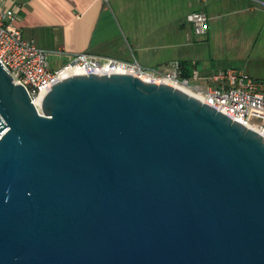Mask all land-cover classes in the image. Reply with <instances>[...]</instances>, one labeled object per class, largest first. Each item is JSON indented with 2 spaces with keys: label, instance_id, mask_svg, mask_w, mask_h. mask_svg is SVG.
<instances>
[{
  "label": "water",
  "instance_id": "1",
  "mask_svg": "<svg viewBox=\"0 0 264 264\" xmlns=\"http://www.w3.org/2000/svg\"><path fill=\"white\" fill-rule=\"evenodd\" d=\"M37 110L0 61V264H264V138L180 87L67 71Z\"/></svg>",
  "mask_w": 264,
  "mask_h": 264
},
{
  "label": "built area",
  "instance_id": "2",
  "mask_svg": "<svg viewBox=\"0 0 264 264\" xmlns=\"http://www.w3.org/2000/svg\"><path fill=\"white\" fill-rule=\"evenodd\" d=\"M15 14L14 9L0 6V61L14 81L26 88L38 111L41 95L55 80L62 79V73L79 70L109 74V70L116 69L145 80L183 87L233 120L256 130L264 138V87L259 80L238 67L227 66L208 73L194 68L189 75H184L180 64L166 70L146 67L136 59L126 61L111 56L89 55L85 51L73 52L64 63L52 67L47 59V50L24 37L20 28L13 24ZM186 19L196 33L206 31L208 16L204 10L189 11Z\"/></svg>",
  "mask_w": 264,
  "mask_h": 264
},
{
  "label": "crops",
  "instance_id": "3",
  "mask_svg": "<svg viewBox=\"0 0 264 264\" xmlns=\"http://www.w3.org/2000/svg\"><path fill=\"white\" fill-rule=\"evenodd\" d=\"M158 1L0 0V6L16 11L13 24L24 37L45 48L49 65L56 67L77 51L126 61L134 57L147 60L161 41L157 25L155 29L153 25L158 21ZM254 1L264 5V0ZM171 19L174 21V16ZM162 42L170 45L165 38ZM139 50L147 53L139 55ZM181 62L173 59L161 69L172 70L177 64L182 67Z\"/></svg>",
  "mask_w": 264,
  "mask_h": 264
},
{
  "label": "rangeland",
  "instance_id": "4",
  "mask_svg": "<svg viewBox=\"0 0 264 264\" xmlns=\"http://www.w3.org/2000/svg\"><path fill=\"white\" fill-rule=\"evenodd\" d=\"M158 4V21L154 20L153 25L154 29L157 25L160 44L147 60H132L146 67L163 68L166 62L179 59L190 70L195 68L201 73L234 66L264 87V5L254 0H159ZM195 9L209 15L204 33H196L186 19V14ZM162 38L170 45L164 44Z\"/></svg>",
  "mask_w": 264,
  "mask_h": 264
},
{
  "label": "trees",
  "instance_id": "5",
  "mask_svg": "<svg viewBox=\"0 0 264 264\" xmlns=\"http://www.w3.org/2000/svg\"><path fill=\"white\" fill-rule=\"evenodd\" d=\"M181 64H182V73H183L184 75H189V74L191 73L192 69L190 70L189 68H187V67L185 66L184 62H181Z\"/></svg>",
  "mask_w": 264,
  "mask_h": 264
},
{
  "label": "bare ground",
  "instance_id": "6",
  "mask_svg": "<svg viewBox=\"0 0 264 264\" xmlns=\"http://www.w3.org/2000/svg\"><path fill=\"white\" fill-rule=\"evenodd\" d=\"M180 88H182L183 90L187 91L188 93L194 95V94H193L192 92H190L189 90H187V89H185V88H183V87H180Z\"/></svg>",
  "mask_w": 264,
  "mask_h": 264
}]
</instances>
